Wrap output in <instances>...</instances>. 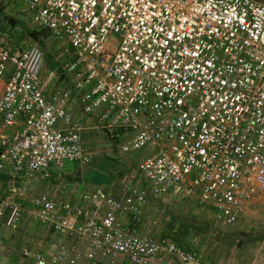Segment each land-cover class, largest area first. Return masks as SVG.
I'll return each mask as SVG.
<instances>
[{
    "label": "built area",
    "instance_id": "2783aa9c",
    "mask_svg": "<svg viewBox=\"0 0 264 264\" xmlns=\"http://www.w3.org/2000/svg\"><path fill=\"white\" fill-rule=\"evenodd\" d=\"M7 2L69 45L70 85L50 88L45 51L31 37L14 47L0 39V227L18 231L28 217L89 243L85 252L52 254L26 243L22 256L33 264H211L119 213L138 217L149 198L175 194L234 225L246 203L264 196V0ZM93 131L119 135L123 156L151 153L119 195L86 192L92 214L45 192L25 205L35 176L96 159L84 144Z\"/></svg>",
    "mask_w": 264,
    "mask_h": 264
},
{
    "label": "crops",
    "instance_id": "0c3cea01",
    "mask_svg": "<svg viewBox=\"0 0 264 264\" xmlns=\"http://www.w3.org/2000/svg\"><path fill=\"white\" fill-rule=\"evenodd\" d=\"M14 11L18 12V9H14ZM6 13H11L6 10ZM4 25H7L3 21ZM8 28V27H6ZM8 42V41H7ZM16 44H12L14 47ZM47 53H45V66L44 70L42 72L43 76L46 78H50V88L51 89H57L60 88V86L66 87L67 85H70L68 82L67 75L63 72L64 69H60L56 66V64H59V62L55 61L54 58L49 59ZM68 61V59H66ZM57 62V63H56ZM49 64V70L47 69L46 64ZM63 68L66 65L65 59H64ZM48 70V71H47ZM87 122L93 123V118L88 117L86 119ZM91 133H88L85 138L84 142L87 144L88 149L95 153L97 159L100 160V164L102 165V169L99 170L98 167L93 166L92 164H86V165H80L76 163H68L63 168H57L54 167L50 172V178H45L42 175L35 176L27 191L26 197L23 199V203L25 205H30V200L32 196H35L42 192H48L52 197H64L68 199L69 201L81 205L86 211L90 210L88 205L83 200V195L88 192L89 190H94L97 188L105 189L112 195L118 196L120 193V190L122 188L123 182L127 179L129 180L130 174L136 172L138 168V162L140 158H142V155L139 154V152L130 154L128 156H123L119 153V144L121 142V137L119 135L115 136L112 135L113 138H118V142L115 143V140L117 139H100L98 141H93L95 139L92 137V144L87 143L91 139ZM102 132H100L101 134ZM106 134H104L105 136ZM84 143V144H85ZM115 158V160L121 162V166L118 169H115L111 167L109 164L110 162H107L105 160ZM136 163L137 168L135 170H128L130 167L124 166V163ZM124 162V163H123ZM108 169L110 171H108ZM124 169V170H123ZM103 171V172H102ZM109 174H113L116 177H126V179L118 182L117 178L114 180H110L107 183L102 184L101 182V174L107 172ZM9 172V170H8ZM8 172L5 171L1 173L3 175V178L6 180L8 178ZM95 173H99L98 176H95ZM140 177V174H138ZM87 177L94 178L95 180L91 181L88 180ZM142 179V177H141ZM21 183V182H20ZM23 183V181H22ZM166 196V195H164ZM169 197H173L176 199L175 194L167 195ZM158 199H151L149 198L147 203L143 206L141 214L136 217L132 214L127 213H119V218L123 221V223H126L130 226H133L134 228L138 229L139 231H147L151 230L154 237L157 239H161L164 237H171L173 232L175 231L174 227H166L162 225V221L157 218L158 213ZM196 199V198H194ZM197 204L202 205L198 199H196ZM170 201H163L164 208L168 207V203ZM204 206V205H203ZM108 210V206L104 205L101 209L98 210L97 214H104ZM90 214H92V211L90 210ZM175 219V218H174ZM24 224L22 226V229L18 231H12L7 230L5 228L0 227V231L3 233V235L6 237V245L4 247L0 246V264H33L31 260L26 259L22 256L20 253V248L24 246L26 243L30 244L35 250H41L45 251L48 254L55 253L56 251L60 249H75L76 247H79L83 252L87 250L89 247L88 242L78 243L77 245L74 241H76L73 238L68 237L65 234L58 233L54 229H51L48 227V230L46 229V226L41 224L40 222L34 221L32 219H29L28 217L24 218ZM158 223V224H157ZM176 223V222H173ZM154 224H157L154 225ZM50 230H53V232H50ZM181 236V235H179ZM176 240L179 239V237H175ZM70 239V240H69ZM71 241V242H70ZM74 242L72 245L71 243ZM82 247H85L82 249ZM205 256L206 253L204 254ZM199 258L202 260V255H198ZM79 262V264H88V260L86 258H82ZM86 259V262H85ZM203 261V260H202ZM232 262V261H230ZM229 262H226L225 264H228ZM234 263V262H233ZM120 264H132L127 259H124L120 262Z\"/></svg>",
    "mask_w": 264,
    "mask_h": 264
},
{
    "label": "rangeland",
    "instance_id": "374dc122",
    "mask_svg": "<svg viewBox=\"0 0 264 264\" xmlns=\"http://www.w3.org/2000/svg\"><path fill=\"white\" fill-rule=\"evenodd\" d=\"M0 1L6 10L10 13L12 12L11 15L20 17L19 19L31 28L36 26L30 18L22 19L21 15L19 16L18 14L21 13V11H14L15 7L13 4H9L7 0ZM6 27L7 25H4L3 22L0 21V39L16 45L20 44L24 39H30L29 35L23 29V25L22 28L18 26L12 28L11 34L6 32ZM44 33L41 42L45 43L47 52L50 55L49 57L54 58L55 61L60 64H64L62 63L64 59L69 60L70 58L69 45L64 40L56 38L49 31ZM35 41L38 42L37 40ZM38 44L44 49V45L39 42ZM46 66L49 70L48 63ZM105 136L104 134H100V132H92L90 136L91 139H89L90 141L87 143L92 144V137L95 138L93 139L95 142L100 139H110ZM139 154L142 155V157H146L151 153L143 149ZM100 160L101 159L96 158L90 164L101 170L102 165L100 164ZM105 161L110 162L109 165L115 169L121 166V162L115 160V158ZM126 162L127 161H125V163L123 162L124 166H131L128 170L133 171L137 168L136 163H127V166ZM108 171L110 170L108 169ZM108 171L100 173L101 180H103L101 182L102 184L116 178L118 182L126 179L125 176L123 178V175L122 177H116L113 174H109ZM98 175L99 173H95V176ZM87 179L91 181L95 180L90 177H87ZM45 193L49 194L48 192ZM175 197L176 199L166 195L158 200L157 218H159V220L162 221V225L166 227L171 228L175 226V231L169 238L177 241L179 244L181 242L185 249L202 255L203 262L209 261L213 264H225L226 262L230 263V261H232L234 264H264V196L246 203L239 221L234 225L218 224L210 211L211 209L208 206L197 204L196 199L192 197L179 195ZM163 201H170L167 204V208H164ZM157 224L154 225L157 226ZM46 229L48 230V227H46ZM50 232H53V230H50ZM175 237H179V239L176 240ZM74 242L77 245V241ZM74 242H72L71 245ZM84 248L85 247H82V249ZM205 253L207 256L204 255ZM172 261V264H179L176 260Z\"/></svg>",
    "mask_w": 264,
    "mask_h": 264
},
{
    "label": "trees",
    "instance_id": "16d2710c",
    "mask_svg": "<svg viewBox=\"0 0 264 264\" xmlns=\"http://www.w3.org/2000/svg\"><path fill=\"white\" fill-rule=\"evenodd\" d=\"M2 5V3H1V1H0V21L1 22H5L6 24H8V28H6V32L7 33H9V34H11L12 33V28H14V27H16V26H18V27H20V28H22V25H23V29L26 31V33L31 37V38H33L34 40H37V41H40L41 42V39H43L42 38V36L45 34L44 32H46V30L45 29H42V28H37V27H34V28H28L27 27V24L26 23H23L19 18L20 17H18V16H13V15H10L9 13H6V8ZM43 41V40H42ZM41 44L42 45H44V49H45V51L47 52V48H46V46H45V43H42L41 42ZM47 54H48V56H50L49 55V53L47 52ZM49 59H51V62H52V58H49ZM65 62L67 63V61L65 60ZM57 63V62H56ZM56 66H60V67H58V68H60V69H63V64H56ZM93 132H96V131H93ZM103 133V132H102ZM101 133V134H102ZM106 136L107 137H110L111 139H117V140H115V143H117L118 142V138L116 137V138H113V136H112V134H106ZM105 136V137H106ZM124 170V169H123ZM2 177H3V175H2ZM50 178V177H49ZM175 241V240H174ZM177 242V241H176ZM179 244V243H178ZM180 246H182L183 244H181V242H180V244H179ZM211 264H213L212 262H211Z\"/></svg>",
    "mask_w": 264,
    "mask_h": 264
},
{
    "label": "clouds",
    "instance_id": "9594fccd",
    "mask_svg": "<svg viewBox=\"0 0 264 264\" xmlns=\"http://www.w3.org/2000/svg\"><path fill=\"white\" fill-rule=\"evenodd\" d=\"M28 28H31V27H29V26H27ZM35 27H37V25L35 26ZM34 28V27H33ZM37 28H39V27H37ZM46 30V29H45ZM46 31H48V30H46ZM50 32V31H49ZM51 33V32H50ZM52 34V33H51ZM30 37V36H29ZM33 39V38H32ZM34 40V39H33ZM35 41V40H34ZM39 43H41L40 41H38ZM44 51H45V49H44ZM45 53H47L46 51H45ZM102 134H104V133H102ZM85 143V142H84ZM85 145L87 146V144L85 143ZM87 148H88V146H87ZM95 160V159H94ZM93 160V161H94ZM92 161V162H93ZM73 164V163H72ZM76 164H79V163H76ZM88 164H90V163H88ZM81 165V164H80ZM86 165V164H85ZM83 166V165H82Z\"/></svg>",
    "mask_w": 264,
    "mask_h": 264
}]
</instances>
